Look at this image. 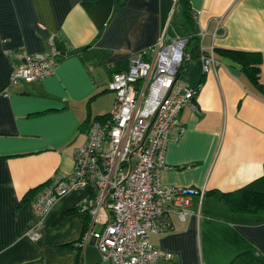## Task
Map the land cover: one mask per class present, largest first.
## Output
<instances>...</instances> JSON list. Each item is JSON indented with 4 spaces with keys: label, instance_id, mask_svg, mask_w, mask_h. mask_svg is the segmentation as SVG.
<instances>
[{
    "label": "crops",
    "instance_id": "1",
    "mask_svg": "<svg viewBox=\"0 0 264 264\" xmlns=\"http://www.w3.org/2000/svg\"><path fill=\"white\" fill-rule=\"evenodd\" d=\"M183 2L188 12L180 0H0V264H112L94 240L80 245L91 217L79 208L92 188L61 197L36 240L31 203L54 176L72 173L130 56L178 36L191 37L194 55L180 80L201 87L196 108L180 114L185 130L167 146L161 180L206 193L192 198L186 222L166 215L173 228L151 241L172 257L157 264H264V214L237 212L222 198L264 175V91L230 53L259 54L264 87V0ZM51 42L63 53L54 74L5 96L18 53L41 56ZM211 48L217 65L204 73L201 54Z\"/></svg>",
    "mask_w": 264,
    "mask_h": 264
},
{
    "label": "built area",
    "instance_id": "2",
    "mask_svg": "<svg viewBox=\"0 0 264 264\" xmlns=\"http://www.w3.org/2000/svg\"><path fill=\"white\" fill-rule=\"evenodd\" d=\"M190 39L161 37L151 48L131 55L127 69L113 76L108 86L115 94L113 107L90 122L87 141L75 153L72 173L54 176L31 203L38 221L29 232L33 240L41 236L44 219L61 197L90 187L92 194L79 210L91 217V227L80 245L94 240L102 258L112 264H157L172 257L152 243V236L173 228L167 214L186 222L193 214L192 198L206 193L168 187L161 180L168 167L167 146L185 130L180 114L186 107L196 108L201 87L180 80L194 56L188 51ZM17 57L20 62L13 68L5 96L21 81L31 83L53 75L63 53L51 42L41 56L22 51ZM201 59L204 73L217 65L213 48L203 51ZM104 213L109 214L106 226L97 232L92 225Z\"/></svg>",
    "mask_w": 264,
    "mask_h": 264
},
{
    "label": "trees",
    "instance_id": "3",
    "mask_svg": "<svg viewBox=\"0 0 264 264\" xmlns=\"http://www.w3.org/2000/svg\"><path fill=\"white\" fill-rule=\"evenodd\" d=\"M180 2L185 6L186 12H188V6L186 7L183 0H180ZM230 53L236 60L241 62L247 77L257 89L264 91V87L261 83L262 58L260 55L234 51ZM222 198H224L237 212L264 214V175L235 193L222 195Z\"/></svg>",
    "mask_w": 264,
    "mask_h": 264
}]
</instances>
